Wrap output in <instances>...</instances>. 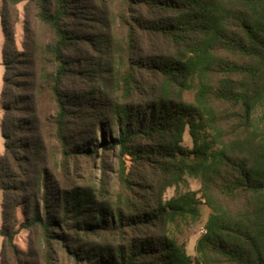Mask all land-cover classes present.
Wrapping results in <instances>:
<instances>
[{"label": "trees", "instance_id": "trees-1", "mask_svg": "<svg viewBox=\"0 0 264 264\" xmlns=\"http://www.w3.org/2000/svg\"><path fill=\"white\" fill-rule=\"evenodd\" d=\"M36 1L39 19L56 36L51 91L63 165L69 157L96 153L97 148L70 146L66 135L69 103L61 86L69 70L64 50L73 39L62 26L68 0H55L53 13L45 0ZM124 1L171 13L166 20L141 27L166 37L175 51L150 61L134 56L118 73L121 99L100 90L90 99H96L94 108L100 107L103 129L114 128L113 135L105 133L101 147L118 148L121 159L128 156L134 163L146 160L156 166L163 173V189L154 192L155 201L150 202L142 195L150 187L134 182L123 163L122 189L114 203L91 187L55 189L46 172L40 201H13V209L24 202L30 206V217L20 226L37 230L48 244L72 239L76 247L70 254L80 264H264V0ZM142 67L158 74L162 82L152 88L147 103L136 104L131 97L144 88L137 76ZM213 70L219 71L216 84ZM100 85L109 87L105 82ZM192 88L195 101L189 103L183 94ZM3 107L9 111L5 103ZM257 107L263 113L255 119ZM222 113L228 121L221 120ZM186 130L192 148L182 144ZM4 138L0 189L7 187L3 161L15 152L10 136L4 133ZM186 175L200 178V198L197 192H187L164 200L163 190L178 185ZM201 199L210 213L197 241L198 255L192 258L167 233V224L178 217L198 218ZM6 213L3 209L2 256L15 246L14 231L5 225Z\"/></svg>", "mask_w": 264, "mask_h": 264}, {"label": "rangeland", "instance_id": "rangeland-1", "mask_svg": "<svg viewBox=\"0 0 264 264\" xmlns=\"http://www.w3.org/2000/svg\"><path fill=\"white\" fill-rule=\"evenodd\" d=\"M48 10L56 9L55 0H45ZM171 13L147 4H129L124 0H68V13L62 20L67 34L73 37L64 50L68 72L62 81L61 91L68 100L66 135L70 146H96V153L69 157L60 164V144L55 134L57 106L51 88L56 69L52 46L56 40L53 29L38 16L36 0H0V155H4V133L10 136L15 152L3 161L5 189H0V227L2 211L7 212L5 223L14 231L15 246L1 255L3 237L0 235V264H80L70 254L76 247L71 240L54 239L49 244L37 230L20 226L28 215L27 202L15 205L16 198L40 201L42 180L46 172L56 187H91L102 192L115 203L122 186L119 172L122 164L134 182L150 187L143 191L144 198L155 201L154 192L163 189V173L150 162H133L122 159L119 149L101 147L105 133L113 135L114 128L101 125L104 120L100 107L94 108L92 92L102 91L110 98L121 99L118 73L124 70L131 58L148 59L173 54L174 46L166 37L144 30L141 26L166 20ZM132 30V36H129ZM137 76L143 90L131 97L136 104L149 101L153 87L162 79L150 69L138 68ZM219 71H212V82H218ZM109 83L108 89L100 83ZM3 91V96H1ZM196 88L184 92V100L195 101ZM3 103L8 105L5 112ZM221 110V107L217 104ZM222 111V110H221ZM263 109L257 107L255 119ZM221 120L225 114H221ZM106 130V131H105ZM106 139L110 140V136ZM182 144L192 148L188 130ZM122 161V162H121ZM12 185V186H11ZM201 180L186 175L178 185L167 186L163 199L168 200L187 192H197L200 198ZM56 192L58 191L55 190ZM60 191V190H59ZM58 191V192H59ZM152 197V198H151ZM198 218L178 217L167 224V233L173 236L187 253L198 255L197 241L205 232L210 208L201 199ZM42 212L43 208L41 209ZM193 264V263H192Z\"/></svg>", "mask_w": 264, "mask_h": 264}]
</instances>
